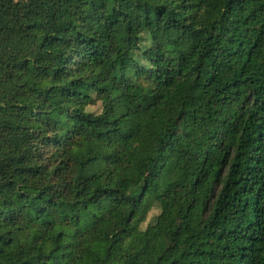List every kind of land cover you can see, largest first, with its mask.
Wrapping results in <instances>:
<instances>
[{"label": "trees", "instance_id": "trees-1", "mask_svg": "<svg viewBox=\"0 0 264 264\" xmlns=\"http://www.w3.org/2000/svg\"><path fill=\"white\" fill-rule=\"evenodd\" d=\"M0 264H264V0H0Z\"/></svg>", "mask_w": 264, "mask_h": 264}, {"label": "rangeland", "instance_id": "rangeland-1", "mask_svg": "<svg viewBox=\"0 0 264 264\" xmlns=\"http://www.w3.org/2000/svg\"><path fill=\"white\" fill-rule=\"evenodd\" d=\"M90 109H94V110H96V109H97V106L90 107ZM150 199H151V197L148 196L147 201H149ZM145 207H146V203H144V204L141 206V208L139 209V211H138V214H139V215H141V214L144 212ZM158 213H159V208L156 207V206L153 207V208L151 209V211L148 213V216H147L146 221L142 224V228H145L146 225H147L149 222H152V220L154 219L155 215H157Z\"/></svg>", "mask_w": 264, "mask_h": 264}]
</instances>
